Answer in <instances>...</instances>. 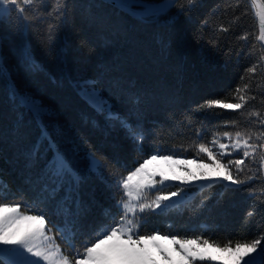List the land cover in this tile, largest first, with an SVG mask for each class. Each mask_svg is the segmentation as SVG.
<instances>
[{
	"label": "trees",
	"instance_id": "16d2710c",
	"mask_svg": "<svg viewBox=\"0 0 264 264\" xmlns=\"http://www.w3.org/2000/svg\"><path fill=\"white\" fill-rule=\"evenodd\" d=\"M69 3L75 7L60 33L59 42L50 51L43 43L48 18L32 29L31 44L35 55L47 72L54 75L55 82L44 72L26 74L20 69L10 50L11 45L5 44L2 51L17 84L54 111L66 133L64 146L78 147V155L73 157L78 167H85L84 157L89 147L116 162L121 175H126L150 157L157 147L163 155L209 161L206 155L198 154L194 146L190 147L197 139L196 128H201L200 141L209 142L213 132L236 130L231 127L217 129L223 120L237 119L242 125L246 123L244 116L219 108L214 110L217 115L199 116L203 126L199 122L190 125L183 116L207 99L227 97L228 102H234V98L227 94L240 83L245 68L260 55L258 50L251 57L242 54L239 63L235 55L241 45L247 52L252 42L250 37L245 45V41L237 37L257 30L249 0H203L204 6L194 11L190 20L181 17L171 26L138 23L113 8L100 7V0H69ZM226 4L229 5L227 8ZM89 5L92 6L90 11ZM234 16L239 19L232 26L233 30L218 33L222 37L220 48H213L207 41L214 36V29L221 23L227 26ZM206 17L205 40L198 45L193 34ZM230 48L231 55L225 56ZM78 73L97 79L104 96L122 117H128L133 123L137 120L142 123L148 133L142 150L133 149L121 128L110 125L81 98L74 84ZM252 89L256 99L250 101L248 107L264 112V69L258 68L252 78ZM130 98H138V105L134 107L135 99ZM18 118H22L23 125L17 133ZM93 123L97 127H93ZM38 134L35 119L23 109H17L9 99L5 83L0 80V179L9 189L4 203L21 199L30 203L33 199L34 192L25 182L28 173L24 153ZM222 142L228 141L222 139ZM114 179L105 172V181L93 177L84 186L85 199L91 196L96 201L88 217L90 226L103 218L104 209L117 213L119 192L113 186ZM259 183L253 182L257 186ZM202 185L205 187L190 185L193 192L183 203L150 217L140 229L141 234L156 231L160 235L191 239L202 235V239L221 246L229 240L234 245L238 239L251 240L259 235V214L244 223L251 203L246 190L226 191L213 181ZM52 220L59 223L56 217ZM91 235L94 233L89 227L77 239V246ZM57 243H62L59 238ZM196 264L219 263L203 260Z\"/></svg>",
	"mask_w": 264,
	"mask_h": 264
},
{
	"label": "snow or ice",
	"instance_id": "6c2138e0",
	"mask_svg": "<svg viewBox=\"0 0 264 264\" xmlns=\"http://www.w3.org/2000/svg\"><path fill=\"white\" fill-rule=\"evenodd\" d=\"M203 6V0H157L146 5L143 0H100V7L113 8L138 23L165 26L175 24L181 17L190 20L192 13ZM228 6L225 5L226 8ZM74 7L69 0H0V80L5 83L9 99L17 109L30 113L39 129L35 141L24 153L28 173L25 182L34 192L32 201L27 203L21 199L4 203L9 189L7 183L0 179V264H151L142 245L158 238L170 239L173 245H179L178 251L183 254L187 264H193L196 260L215 259L207 255V248L228 253L233 257V264H264V112L248 107L250 101L256 99L252 78L258 68L264 69V4L261 5V11L256 13L257 30L237 37L245 41V45L249 43L250 37L252 39L247 52L243 51L244 45L236 51L237 63L242 54L251 57L258 50L260 55L245 68L240 83L227 94L234 98V102H228L227 97L207 99L183 116L188 124L199 122L201 126L203 120H199V116L217 115L214 111L217 108L244 116L246 123L243 125L237 119L223 120L216 126L217 129L231 127L236 130L213 132L209 142L200 141L201 128H196L197 139L190 147L194 146L198 154L206 155L211 161L209 164L200 162L197 166L218 170L215 176L184 170L186 175L183 177L161 173L159 179L156 174L149 173L148 166L157 160L173 161V155L161 154L159 147L126 175L119 174L116 162L91 147L84 157L85 167H78L73 160L78 155V147L64 146L66 133L56 120L54 111L35 94L21 88L13 78L8 59L2 51L5 44L12 46L10 50L17 59L18 67L26 74L44 72L55 82L54 75L47 72L45 65L35 55L31 44L32 29L45 23V18H48L43 43L50 51L59 42L60 33ZM137 7H143L142 15L135 13ZM91 8L89 5V11ZM238 19L234 16L227 26L219 24L207 43L219 50L222 37L218 33L232 31ZM207 26L206 17L193 34L196 44L202 45L204 42L203 30ZM231 53L230 48L224 54L230 56ZM74 84L78 94L94 111L104 116L110 125L124 131L133 149L142 150L148 139L142 123L139 120L133 123L128 117L117 113L112 102L104 96L97 79L78 73ZM130 99H135L134 107L138 105V98ZM22 125V118H18L17 133ZM92 126L97 127L95 123ZM222 139L228 143L222 142ZM186 162L197 163L195 159L181 163ZM105 172L115 178L113 186L119 192L118 211L114 214L110 209H104L103 218L90 226L88 217L96 201L91 196L86 200L83 188L93 177L105 181ZM201 179H210L214 185L226 191L246 190L251 203L245 213L244 223L260 215L257 225L260 233L256 238L238 239L234 246L229 240L221 246L209 239H202V235L194 239H182L168 234L160 236L156 231L141 234L140 229L150 217L183 203L190 191L176 186L175 191L166 192V181H179L190 186ZM254 181H259V186L253 184ZM244 186L248 187L245 189ZM52 217H56L59 223H55ZM89 227L94 235L83 240L78 247L77 239ZM57 238L62 243H57Z\"/></svg>",
	"mask_w": 264,
	"mask_h": 264
},
{
	"label": "rangeland",
	"instance_id": "374dc122",
	"mask_svg": "<svg viewBox=\"0 0 264 264\" xmlns=\"http://www.w3.org/2000/svg\"><path fill=\"white\" fill-rule=\"evenodd\" d=\"M228 143V142H225ZM196 160L197 163H181L183 161H192ZM175 161V162H174ZM209 164L211 161H201L197 160V158H182V157H173V161H164V160H157L148 166L149 173L156 174V178L159 179L161 173L165 176H185L187 170L188 172L199 174L205 173L210 177H214L216 169L208 168V167H198V163ZM212 181L210 179L205 180H197L192 185L199 187L200 185ZM176 186L181 188H188L190 189L189 185L181 184L179 181L168 180L166 181L165 191L172 192L176 190ZM157 187H161L157 185ZM172 187V188H171ZM193 189H190L186 198L191 195ZM155 193H153L154 195ZM177 199V198H173ZM23 227V225H21ZM163 236V235H160ZM178 237V236H177ZM180 238V237H178ZM182 239H191V238H182ZM235 245V244H234ZM233 245V246H234ZM145 248V255L151 261V264H187V261L183 257V254L178 251L179 245H173L170 242V239H156L154 242H149L147 244L142 245ZM207 255L211 257H215V259H206L207 261H213L219 264H233V257H231L228 253L217 251L215 248H207L206 249ZM167 257V259H165ZM196 260L193 264H196Z\"/></svg>",
	"mask_w": 264,
	"mask_h": 264
},
{
	"label": "water",
	"instance_id": "95a60500",
	"mask_svg": "<svg viewBox=\"0 0 264 264\" xmlns=\"http://www.w3.org/2000/svg\"><path fill=\"white\" fill-rule=\"evenodd\" d=\"M249 2H250V5H251V8H252L256 23H258V17L256 15V13L261 11V5L264 4V3L262 2V0H249ZM150 3H156V2H148V1H144L143 0V4H145V5L146 4H150ZM143 11H144L143 7H137L135 9V13L137 15H142Z\"/></svg>",
	"mask_w": 264,
	"mask_h": 264
}]
</instances>
